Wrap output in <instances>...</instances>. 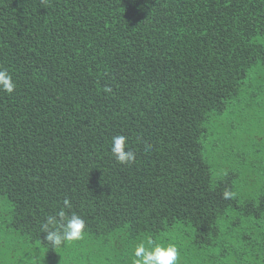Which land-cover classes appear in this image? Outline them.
I'll use <instances>...</instances> for the list:
<instances>
[{
	"label": "trees",
	"instance_id": "16d2710c",
	"mask_svg": "<svg viewBox=\"0 0 264 264\" xmlns=\"http://www.w3.org/2000/svg\"><path fill=\"white\" fill-rule=\"evenodd\" d=\"M0 67V264H131L145 235L264 264V0H0ZM66 197L87 228L54 250Z\"/></svg>",
	"mask_w": 264,
	"mask_h": 264
},
{
	"label": "clouds",
	"instance_id": "9594fccd",
	"mask_svg": "<svg viewBox=\"0 0 264 264\" xmlns=\"http://www.w3.org/2000/svg\"><path fill=\"white\" fill-rule=\"evenodd\" d=\"M16 87L11 73L0 67V93L11 95ZM105 91L110 92L111 89L106 88ZM110 153L121 165L135 163L136 153L129 147L128 138L124 135L112 137ZM234 195L230 190L222 193L224 199H231ZM63 205L54 214L47 215L41 224V231L44 234L43 241L54 250L81 241L87 228L85 219L72 211L71 201L67 197ZM179 260L180 251L175 242L145 235L132 250L131 264H179Z\"/></svg>",
	"mask_w": 264,
	"mask_h": 264
}]
</instances>
